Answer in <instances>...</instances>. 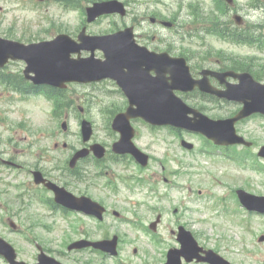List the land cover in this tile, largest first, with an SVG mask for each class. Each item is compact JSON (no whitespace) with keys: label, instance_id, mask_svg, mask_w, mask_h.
<instances>
[{"label":"rangeland","instance_id":"rangeland-1","mask_svg":"<svg viewBox=\"0 0 264 264\" xmlns=\"http://www.w3.org/2000/svg\"><path fill=\"white\" fill-rule=\"evenodd\" d=\"M121 1L128 4L127 18L115 16L104 18L100 22L87 25L88 33L102 35L110 33L112 29L133 26L137 40L141 43H148L155 37L156 40L175 41L180 40L176 31L160 24H152L150 18L158 15L167 20L176 19L180 24H189L194 20L190 14L191 4L199 5L205 13L214 9L213 0ZM235 1V13L242 15L248 23L264 24V10L251 8L250 4L253 0ZM35 2L36 0H0V34L25 43H29L26 42L28 40L38 42L52 40L60 33L76 37L83 25L87 24L85 17L78 11L67 10L57 1L42 3L37 10H31L30 5ZM59 30L62 32H57ZM191 41L201 42L195 39ZM206 43L216 50L233 56L258 57L264 60V50L257 51L223 43L213 36H208ZM86 56H89V53L83 52V57ZM96 56L102 58L101 53L97 52ZM24 68L23 62H17L11 70L21 71ZM67 92L68 97L76 101L77 110L71 109L72 112L65 114L59 122L55 119L54 122L51 120L53 105L43 96L18 100L12 105L5 101H9V96L0 97V117H8L0 121L1 138L5 139L10 134L7 128H4V124L11 122V125L17 128L22 121L28 126L26 130L17 129L16 133H13V140H18L16 147L18 151H11V155L18 156L24 164L31 163V166L36 164L49 166L51 163L60 161L68 153L60 149L62 144L60 148H55L54 144L65 141L79 148L82 140L79 123L82 118L93 122L94 140L107 143L116 140L115 133L111 130L113 118L111 113L124 108V98L115 94L116 90L112 82L89 87L72 85ZM78 106H83L86 113L81 115ZM7 110H18L19 113L6 115ZM207 114L211 116V113ZM65 119L69 123L67 132H63L61 128ZM133 126L138 134L137 140H157L153 142L151 149V154L156 161L147 173L152 183L157 185V192L151 193L149 188L145 187L139 189L142 194L138 193L135 198L151 201L150 206L157 208L147 218L148 222H153L161 214L162 224L157 235L161 237L162 243L155 245L148 235L140 234L134 239V232L120 225L115 231L124 233L129 238L128 241L132 243L126 244L122 259L130 260L132 262L130 264H141L142 260L149 264H162V260L165 261V248L180 247L176 235L178 234L177 225L184 223L194 232L201 246L215 248L231 262L264 264V243L258 242L260 236L264 235V215L248 213L246 210L243 212L239 203L233 202V200L236 201L235 198L227 200L231 186L236 188L248 184L252 193H264V171L245 167L239 161L229 160L222 153L199 154L204 141L194 136L189 137L190 140L187 141L193 143L197 151L189 153L183 150L180 143L170 137L166 130L157 128L152 131L149 125L142 121L134 123ZM238 129L245 136L255 138L261 144L264 143L263 119L253 118L249 122L238 125ZM47 132H50V135ZM162 140H167V145ZM9 157L10 153L5 155V158ZM258 161L264 166V160ZM253 162L257 163V158ZM247 165L250 164L247 163ZM24 174L26 175L22 176L21 180L29 182L31 179L29 174L23 172L22 175ZM54 176L57 177L56 174ZM37 209L33 210L37 211ZM128 216L131 217V213H128ZM173 230L176 234L172 233ZM37 232L41 233V231ZM134 247L140 251L138 256L132 252ZM26 251L24 259L33 261L31 250L26 249ZM104 264L116 263L114 260L106 259Z\"/></svg>","mask_w":264,"mask_h":264},{"label":"water","instance_id":"water-1","mask_svg":"<svg viewBox=\"0 0 264 264\" xmlns=\"http://www.w3.org/2000/svg\"><path fill=\"white\" fill-rule=\"evenodd\" d=\"M228 1L232 2V0ZM109 13H120L124 16L126 11L123 4L117 1L95 4L93 8L88 9V21L91 23L97 17ZM79 40L81 44L76 43L66 35H60L54 41L30 46L0 40V65H3L9 58L25 60L28 64L25 75L37 85H51L63 88L69 82L90 83L107 78L117 80L131 98V105H136L137 108L134 109L131 106L126 113L118 115L114 120L113 128L122 134L120 144L125 145L128 143L129 148L127 151L132 152L140 162H142L141 157L143 155L130 145L134 137V130L130 124V120L133 118H142L152 125L187 129L204 134L217 144L233 145L243 143V140L236 134L235 124L255 113L264 114V85L255 82L248 74L222 75L223 77L234 75L240 80V83L239 85L230 86L227 93L219 96L231 101L241 102L245 107L236 118L215 122L198 111L190 109L181 99L176 97L175 90L189 91L193 89L192 85L188 88L186 87L191 77L183 59H177L171 61L173 62L171 63L164 60L165 55H158L150 59L151 66H149V69L144 71L137 69V62L128 59L130 56L128 52L134 47L138 48L135 45L133 29L131 28L124 32L103 37L86 36L84 29ZM98 49L105 52V62L95 60L94 53ZM83 50L91 51L92 56L88 59H81L80 57L79 59H73L71 57L74 53L80 56ZM159 65L161 67L167 66V73L171 74V77L166 78V72H163L158 74L156 79L149 81L145 85L147 91L143 92V95L131 93L130 85L127 83H133L136 76H147L150 69H156ZM31 73L35 74V77H31ZM145 80L150 79L146 78ZM202 89L213 92L211 89ZM190 115H193V118ZM89 126L88 123H84L83 126V132L88 137L90 135L88 133ZM186 146L191 148L190 145ZM115 151H117V147H115ZM261 155L264 156V149ZM82 156L83 153L79 152L74 161ZM239 194L246 207L250 210L264 213L263 198L253 197L244 192H239ZM179 241L183 245V249L170 253L169 264H180L182 256L191 261L200 252L190 233L182 231ZM4 244L6 243L4 242ZM77 247L80 246L77 245ZM99 247L112 255L117 254L116 239L112 242H104ZM207 255V261L212 264H229L213 252H208ZM9 259L12 260L10 257ZM13 264L24 263L14 262ZM40 264L55 263L49 259L42 260Z\"/></svg>","mask_w":264,"mask_h":264},{"label":"flooded vegetation","instance_id":"flooded-vegetation-1","mask_svg":"<svg viewBox=\"0 0 264 264\" xmlns=\"http://www.w3.org/2000/svg\"><path fill=\"white\" fill-rule=\"evenodd\" d=\"M173 46L166 45L165 42L161 41H153L149 43V49L151 51L162 53L167 52L172 56L177 55L179 52L184 51L182 46L184 43L182 42H172ZM236 64L232 65L230 63L227 65L224 61H230L227 58H217L214 59V63L209 65L199 64L198 60L192 59V73L196 80L202 78V72L205 69H209L212 71L224 73L227 71H234L237 73L248 72L251 73L254 77L261 79L264 77V60L262 58H235ZM209 82L213 87L217 90L224 91L226 89V83L221 84L219 80L214 76H208ZM227 82H234L232 79H227ZM118 88V87H117ZM119 93L121 91L117 89ZM182 96L191 100L194 105H197L202 108V110H207L211 112H222L223 117L229 118L231 107L234 105L233 103L222 100L214 96L207 95L205 93L200 92L199 90H195L192 93L182 94ZM127 103V100L123 101V105ZM179 136L182 138L178 140L186 139L184 137L190 136L189 134L179 133ZM13 142L12 140H9ZM111 144L117 143L119 140H111ZM135 145L142 150L143 152L149 154L151 153V142L152 140H133ZM3 140H0V144H2ZM107 149V154L110 159L108 160H95V157L91 154L88 158L82 160L81 162V174L77 176L76 174H68L67 164H69L70 159L73 157L74 152H69V154L64 157L62 162L60 163H51L49 166H46L47 169L51 170L50 173L56 174L57 177H53L50 174H46V171L37 167L36 170H41L45 173L46 177L52 181L57 183L60 186L67 188L71 193H73L77 197H86L90 198L95 202H98L102 206L106 208V217L103 221L99 220L98 217L94 215H89L81 212L72 211L68 208H65L61 205H58L55 202V195L52 191H48L45 186H37L40 189V193L46 194L48 199L43 201V204L47 206L48 213L37 214L30 210V206L25 204L23 194H19L17 190L11 191L9 189H0V237L8 241L13 245L16 249L18 255H22V250L24 247L31 248L36 254V258L38 259L41 252H44L48 256H51L63 264H78V258H74V256H91L93 258L98 256H103V253L94 249L93 247L85 248L79 251H71L69 246L72 243L71 233L67 232V227L71 223V218H78L83 221V227L81 231V238L83 240L97 242L102 240L110 239L112 236L117 235L113 233L116 226L115 223L108 222L111 219L124 220L122 216H116L115 212V203L118 202L115 200L118 198L121 193H129V196L133 193V187L131 185H123L124 189L120 190V185L116 184H100L99 178H104V175L110 174L109 170L110 166L113 167H121L125 170H130L131 167L136 168L138 172H142L143 169L135 162L132 156L125 155L119 156L115 154H110V145L106 142H101L100 140H96V142ZM55 148H58L57 145L54 144ZM86 148H90L91 146H84ZM239 154H245L246 152L243 150L242 146L234 147ZM151 157V155L149 154ZM0 161L11 166L16 167L17 170H21L24 166L17 162L15 157H11L7 161L1 159ZM101 170H105L103 176H100ZM83 172V176H82ZM98 172V173H97ZM98 175L100 177H98ZM71 181L72 184L67 185L66 181ZM112 181L118 180L120 181L115 173H113ZM29 188H32L31 186ZM130 205H133L134 208L138 209V213L136 215H144L146 214L145 208H148L147 201H138L132 202L128 201ZM21 221L22 227L13 229L10 226L11 222ZM136 221H139L137 219ZM15 223V222H14ZM180 226V225H179ZM32 231V232H31ZM41 231V233L37 232ZM148 231V229H146ZM175 233V231H173ZM19 238V239H18ZM125 238L122 236V241ZM20 240V241H19ZM121 241V239H120ZM121 241V242H122ZM22 246L19 248V245ZM137 252V251H136ZM0 264H7L5 259L0 256ZM90 264H97L95 259H92ZM198 264V263H193Z\"/></svg>","mask_w":264,"mask_h":264}]
</instances>
